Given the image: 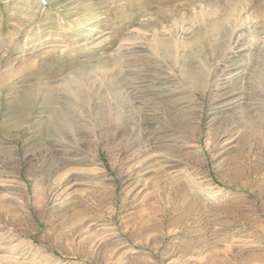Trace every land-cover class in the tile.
I'll return each instance as SVG.
<instances>
[{"label": "rangeland", "instance_id": "1", "mask_svg": "<svg viewBox=\"0 0 264 264\" xmlns=\"http://www.w3.org/2000/svg\"><path fill=\"white\" fill-rule=\"evenodd\" d=\"M0 264H264V0H0Z\"/></svg>", "mask_w": 264, "mask_h": 264}, {"label": "bare ground", "instance_id": "2", "mask_svg": "<svg viewBox=\"0 0 264 264\" xmlns=\"http://www.w3.org/2000/svg\"><path fill=\"white\" fill-rule=\"evenodd\" d=\"M240 28V27H239ZM232 29L234 30V29H238V25H234L233 27H232ZM90 30H88L87 31V33L89 32ZM240 31V30H239ZM240 33V35L242 36V35H245V32L244 31H241V32H239ZM55 38V37H54ZM58 40H60L58 37H57V39H56V41H58ZM99 44V42H97V44H95V45H98ZM129 45V44H128ZM124 48H126V46L125 45H121L119 48H118V54H117V57H118V60L119 61H121V59L124 57ZM123 51V52H122ZM231 52H232V50H231ZM242 72L244 73V69L242 70ZM260 76H259V79H262L263 78V75L262 74H259ZM195 76V78L197 79H199L200 81H203V82H205V79H206V75L203 73V71L201 70V68H198L196 71H194V73L192 74V77H194ZM158 78V77H157ZM134 80H136V86L135 87H137V86H141V85H143L142 84V81L141 80H139V79H137V78H135ZM157 84V83H156ZM160 84H164V82H159L158 83V85H160ZM125 92V91H124Z\"/></svg>", "mask_w": 264, "mask_h": 264}]
</instances>
